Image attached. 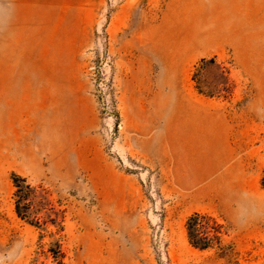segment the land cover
Returning <instances> with one entry per match:
<instances>
[{
	"label": "rangeland",
	"instance_id": "374dc122",
	"mask_svg": "<svg viewBox=\"0 0 264 264\" xmlns=\"http://www.w3.org/2000/svg\"><path fill=\"white\" fill-rule=\"evenodd\" d=\"M263 170L264 0H0V264H264Z\"/></svg>",
	"mask_w": 264,
	"mask_h": 264
},
{
	"label": "trees",
	"instance_id": "16d2710c",
	"mask_svg": "<svg viewBox=\"0 0 264 264\" xmlns=\"http://www.w3.org/2000/svg\"><path fill=\"white\" fill-rule=\"evenodd\" d=\"M16 189L14 196L15 213L21 220H27L29 205L27 203L28 187H24V179L14 175L12 178ZM260 185L264 188V170L260 179ZM186 235L189 244L199 250H205L220 244L221 226L207 214L194 213L185 222Z\"/></svg>",
	"mask_w": 264,
	"mask_h": 264
}]
</instances>
